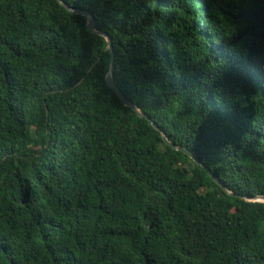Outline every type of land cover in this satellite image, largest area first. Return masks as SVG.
Returning a JSON list of instances; mask_svg holds the SVG:
<instances>
[{
  "label": "trees",
  "instance_id": "obj_1",
  "mask_svg": "<svg viewBox=\"0 0 264 264\" xmlns=\"http://www.w3.org/2000/svg\"><path fill=\"white\" fill-rule=\"evenodd\" d=\"M62 1L264 195V0ZM85 24L0 0V264H264V202Z\"/></svg>",
  "mask_w": 264,
  "mask_h": 264
},
{
  "label": "water",
  "instance_id": "obj_2",
  "mask_svg": "<svg viewBox=\"0 0 264 264\" xmlns=\"http://www.w3.org/2000/svg\"><path fill=\"white\" fill-rule=\"evenodd\" d=\"M60 2V4L64 5V7L72 12H76V13H80L84 16H86V24H85V28L86 30L90 31L91 33H95L98 35H101L105 38L106 40V47L109 50L110 53V61H109V69L104 77V82L105 84L118 96V98L123 102V104L127 105L128 107H130L131 109H133L138 115L144 116L148 122L158 131H160L161 133V138L163 140V142L167 145L170 146L176 150L182 151L183 153L187 154L191 159H193L195 161V163H197L198 165H200L203 169H205V171L208 173V175L211 177V179L218 184L225 192H227L230 195H236V196H240L245 198L246 200H255V201H262L264 202V195L262 194H258L254 197H248L246 195H240L237 194L233 191H229L222 183L221 181L218 179V177H216L205 165L204 163L198 158V156L194 153V151L187 149L185 146H175L174 144H172L167 138L166 135L164 133L163 130H161L159 128V126L150 118L148 117L145 113H143L142 111H140L139 109L136 108L135 104L130 101L128 98H126L124 96V94L122 93V91L118 88V86L114 83L113 79H112V69H113V64H114V54H113V48H112V43H111V39L109 37L108 34L101 32L99 30H96L94 28V19L91 15L90 12L88 11H84V10H80V9H74L71 8L70 6H68L67 4H65L62 0H58Z\"/></svg>",
  "mask_w": 264,
  "mask_h": 264
}]
</instances>
